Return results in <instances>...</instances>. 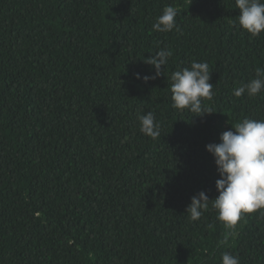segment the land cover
Listing matches in <instances>:
<instances>
[{
	"label": "trees",
	"instance_id": "16d2710c",
	"mask_svg": "<svg viewBox=\"0 0 264 264\" xmlns=\"http://www.w3.org/2000/svg\"><path fill=\"white\" fill-rule=\"evenodd\" d=\"M167 5L178 30L155 31ZM164 48L145 82L144 58ZM192 61L211 71V113L172 107L167 77ZM257 68L264 31L242 29L235 0H0V264H264L261 210L222 246L211 201L186 213L218 195L206 145L264 120V93L233 94ZM147 112L156 138L140 131Z\"/></svg>",
	"mask_w": 264,
	"mask_h": 264
},
{
	"label": "clouds",
	"instance_id": "9594fccd",
	"mask_svg": "<svg viewBox=\"0 0 264 264\" xmlns=\"http://www.w3.org/2000/svg\"><path fill=\"white\" fill-rule=\"evenodd\" d=\"M235 5L239 9L242 29L252 37L259 36L264 31V0H235ZM176 16L175 7L165 6L153 29L165 33L178 30ZM171 56V49L164 48L144 58L145 63L154 66L155 73L143 76V80L147 82L162 75ZM210 72L207 62L197 61H192L190 67L173 71L167 77L173 109H187L195 115L211 113L202 108V99L211 100L214 95ZM136 77L141 78L139 73ZM245 93L249 97L264 93V68H257L256 78L233 90L236 97ZM137 119L144 135L151 138L161 135L160 125L152 112L138 113ZM206 150L213 155L219 173L220 178L215 182L218 195L209 199L200 191L191 197L186 213L191 221H198L209 210L211 201V207L218 213L217 219L228 230V235L218 241L217 246H222L227 245L229 236L235 235L236 226L245 214L261 210L264 215V120L244 118L222 132L219 143L207 144ZM221 260L222 264H239V258L228 252L222 254Z\"/></svg>",
	"mask_w": 264,
	"mask_h": 264
}]
</instances>
